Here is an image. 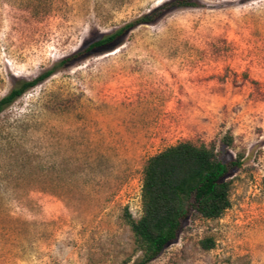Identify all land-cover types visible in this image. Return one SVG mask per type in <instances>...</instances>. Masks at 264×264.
Here are the masks:
<instances>
[{"label": "rangeland", "instance_id": "rangeland-1", "mask_svg": "<svg viewBox=\"0 0 264 264\" xmlns=\"http://www.w3.org/2000/svg\"><path fill=\"white\" fill-rule=\"evenodd\" d=\"M171 1L0 0V98ZM187 1L1 113L0 264H132L144 166L183 141L227 165L231 205L149 264H264V0Z\"/></svg>", "mask_w": 264, "mask_h": 264}, {"label": "trees", "instance_id": "trees-1", "mask_svg": "<svg viewBox=\"0 0 264 264\" xmlns=\"http://www.w3.org/2000/svg\"><path fill=\"white\" fill-rule=\"evenodd\" d=\"M192 5L187 0H172L141 18L103 34L77 52L31 80H21L0 98V115L28 90L42 83L62 67L90 54L106 52L118 46L135 26L150 23L152 16L166 7ZM227 165L217 158L213 148L190 141L169 146L151 156L143 169L141 188L142 215L135 219L126 211L141 256L132 264H149L176 241L186 219L193 211L205 218H218L231 205V181L226 179ZM212 238L202 240L204 248L213 247Z\"/></svg>", "mask_w": 264, "mask_h": 264}]
</instances>
